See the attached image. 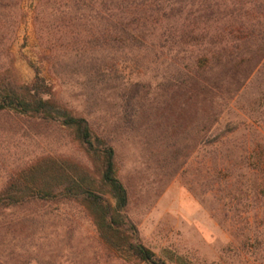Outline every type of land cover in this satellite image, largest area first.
Wrapping results in <instances>:
<instances>
[{
    "label": "rangeland",
    "instance_id": "rangeland-1",
    "mask_svg": "<svg viewBox=\"0 0 264 264\" xmlns=\"http://www.w3.org/2000/svg\"><path fill=\"white\" fill-rule=\"evenodd\" d=\"M43 1L0 7V77L28 84L38 68L59 99L109 137L128 192L126 215L140 242L167 264H264V58L224 76L213 97L216 116L207 122L198 111V123L210 127L193 147L196 106L190 95L180 97L183 111L174 104L179 98L165 87L161 61L134 62L127 49L95 44L88 46L92 56L51 52L38 24L50 12ZM135 83L144 87L139 113L127 111L124 93ZM46 155L89 165L67 130L0 115V189ZM0 264L130 263L107 257L77 204L35 202L0 212Z\"/></svg>",
    "mask_w": 264,
    "mask_h": 264
},
{
    "label": "trees",
    "instance_id": "trees-1",
    "mask_svg": "<svg viewBox=\"0 0 264 264\" xmlns=\"http://www.w3.org/2000/svg\"><path fill=\"white\" fill-rule=\"evenodd\" d=\"M7 3L0 0V7H8ZM47 5L51 6L48 21L40 19L38 24L48 32L45 42L51 52L63 49L66 55L92 56L88 46L95 44L110 46L116 53L127 49L134 62L161 61L166 66L165 87L179 98L174 104L183 111L188 105L180 97L190 95V104L196 106L193 147L210 127L198 123V111L202 107V120L207 122L216 116L213 97L224 88V76L264 58V0H44L42 6ZM55 32L66 37L64 44ZM49 61L56 74L57 57ZM91 72H97L96 68ZM143 90L135 83L124 91L130 99L127 111L140 112ZM3 114L67 130L89 165L49 155L34 159L0 189V212L35 202L77 204L108 258L130 264H167L140 242L136 226L126 215L128 192L118 178L109 137L95 132L84 116L59 99L38 68L28 84L12 74L0 77ZM171 129L166 126V133H172Z\"/></svg>",
    "mask_w": 264,
    "mask_h": 264
}]
</instances>
